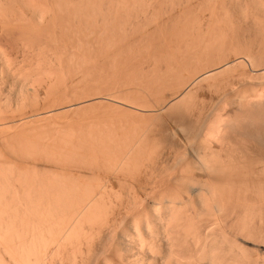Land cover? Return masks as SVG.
Here are the masks:
<instances>
[{
    "label": "bare ground",
    "instance_id": "obj_1",
    "mask_svg": "<svg viewBox=\"0 0 264 264\" xmlns=\"http://www.w3.org/2000/svg\"><path fill=\"white\" fill-rule=\"evenodd\" d=\"M146 36L149 38L150 36H159L158 41L161 44L159 48L162 50L155 48L158 47V42H156L157 44L154 42L155 47L154 43L151 45L149 40L152 41V39H145L143 42L142 38H146ZM161 37L165 38L161 41ZM166 37L169 39L166 40ZM132 39L133 41H131ZM134 39L138 40L134 41ZM172 42L173 47L171 46ZM164 46L167 49H164ZM124 48L144 53L141 57L139 51L138 54L135 52L136 57L137 55L139 58L141 57L142 62H140H144V64H139L140 66L132 65L134 70L139 67L137 71H132L131 66L132 69L127 68L128 74L132 75L131 83L128 80L127 82H124L125 80L115 82L117 79L120 80L117 78L120 72L119 77L123 76L122 79L126 75L117 70L123 66L121 65L123 61L125 64V60H122L123 56H120L122 63L118 62L117 66L116 56L120 53L117 54V51ZM138 57L136 59L134 56L136 60H139ZM204 59L207 61V67L205 65L206 68H202L203 72L200 73L202 70H198L199 74H197L193 69H198V67L201 69L202 63H205ZM177 60L179 63L182 62V65L187 63L189 66V61H191L192 67L195 62L198 67L191 68V73L193 75L196 73L197 76L195 75L196 78L190 79L189 82L183 79V82L188 84L180 94L176 95V102L174 101L175 103L171 106L178 110L176 117H173L178 123V128H176L177 125L175 126L176 132L181 134L182 140L176 135L178 132H174L173 136L170 134L171 132L168 133L170 130L167 133L171 136H165L166 133L162 131L160 135L164 134L163 137L170 139L171 137L180 139L181 142L184 140V143L192 145V147L197 145L194 149L190 147L193 150L192 157L188 156L191 153L187 154L186 152H183V154L186 153L185 157L178 155L179 159L177 157L176 161H179L177 164L174 163L175 168H173L176 171L172 168L169 171H175L174 174L170 173L172 175L170 177L173 179V182L169 179L171 184L176 181L179 183L177 185H183L185 190L183 191L180 187L181 194H178L180 193L178 191L176 193V189L175 193H172V187L171 193L168 194L169 189H166V193L163 189L165 184H162V190L166 194L160 193L159 174L157 175L158 179L156 178L157 182L152 181H155L160 189L152 184L151 189L145 190L144 188L149 186L147 185L142 189L143 193H139L142 187L136 186L137 183L134 184L135 187L132 185L134 180L131 182L132 184L128 181L133 172H136L137 175V171L138 173L141 171L140 167L144 171L145 168L153 165H149V162L153 161V157H149V153L152 155V151L159 150L162 145L158 143V140H156L157 143H151L149 136L151 133L146 132L148 131L146 126V129H138L135 126L136 129L127 130L128 133H126L124 132L125 128L123 131L121 128L118 130L117 124L116 128V125L111 128L113 125L109 126V123L106 122L103 126H109L110 128L106 127V130L110 131L103 134L104 137L101 134L102 128L99 129L100 126L92 127V121H89L91 123V126L89 124L88 127L89 130L88 128L82 129V127H80L81 129H75L76 127L71 129L70 126V128H66L65 125H58L54 122L50 125L47 123V127L43 126L45 130L40 127L39 130L42 129L39 134L38 127L35 128L37 130L33 129L34 133L31 132V134H35L37 131V135H33L34 138H29L31 140L27 139L28 141L20 139L17 141L15 138H11L13 136L7 135V140L3 137L7 148L15 145L17 149H20L21 145H29L28 150L31 151L29 154L32 153V156L36 154L38 158L45 156L44 160L50 162L49 164L52 161V166L50 169H46V172L42 169L44 173L40 170L37 171V166H35L36 171H29V173L23 167H21L24 170L22 171L21 165L19 166L18 163L20 170L16 169L18 167L15 165L12 166L13 163H10L12 160L9 157L8 159L11 161L8 160V164L3 162L4 157L0 155V264H264V187L262 182L257 185V182H254L255 179H259L255 176L264 178V157H261V152L256 153L257 156H254L256 159L250 158L255 160H253L255 162L253 166L246 165V163L244 165L243 162H247V159H244L247 155L243 158L242 153L241 155L237 153L243 158L237 159L236 150L233 149L236 157L233 152L231 153L230 145L235 138L232 139L230 145H225L229 134L241 133V131L247 134L245 129L253 131L252 138L259 145L264 141L262 140V137L264 139V112H261L264 107H260L264 104V0H0V87L6 86L7 82L11 81L15 89H18L16 93L20 99L15 96L17 101L21 100L22 102L25 97H27L26 100L30 99L28 94H31L32 101H30L34 102V107H42L46 114L55 113L57 110L65 108L62 106L67 104L64 103L68 101V97H73L71 91L72 95L66 99V80L73 81L78 78V81L91 82L94 87L98 85H95L96 83L93 85L92 82L96 81L99 84L97 80L106 78L107 83L103 80L106 86L105 84H103L104 86L99 85L103 88L106 87V95L140 93V89L145 91L142 87L149 88L146 91H151L152 94L150 89L153 86L150 84L156 80H149L158 76L156 74H159L157 72L159 62L161 63L160 68L162 63H166L164 64L165 71L168 70L166 72L168 73L172 70L171 65L175 62L178 63ZM100 61L104 62V65L100 66L102 63ZM126 67L127 65L121 69L127 70ZM188 67L185 70L187 69L190 73ZM175 68L172 70L173 73L179 70V75H181L182 70L176 68V70L178 69L176 71ZM162 75H165H160L164 79ZM174 75H178V73ZM166 76L168 75L166 74ZM112 78L115 80L111 81ZM108 79H111L109 83ZM160 81L156 83L160 84ZM240 81L244 82L243 88L241 84V86H237V82ZM184 83L181 86H184ZM86 84L84 85L86 86ZM157 84L155 85L157 86ZM197 84L198 86H196ZM149 85L150 87H148ZM204 86L209 92L214 94L221 92L220 95L223 96L219 99L221 101L218 104L216 102V105L213 104L211 108L203 104V99L197 100L198 93L196 91ZM81 87L77 91L80 90L78 92L81 95L83 93L86 95L85 92H82L85 89ZM83 88L85 87L83 86ZM162 88L164 89V87ZM88 89L90 88L88 87ZM95 89L98 90L96 87ZM95 89L92 90L95 91ZM179 90L181 89L179 88ZM11 91L14 92V90ZM75 91L73 90V92ZM90 91L89 94H91ZM101 91L100 93L103 94L104 89ZM222 91L226 92L222 94ZM70 93L68 92V94ZM96 94L93 96H98ZM139 95L141 97L142 94ZM74 96L77 97L78 94L74 93ZM0 101L5 102L2 98ZM1 102L0 123L6 122L9 125L12 120L16 119L17 115L14 112L16 107L13 109L10 108L12 106L7 107ZM1 104L9 108L6 113ZM22 104L24 105L22 102L17 107L23 108ZM33 105L31 103V106ZM71 107L73 108L72 105ZM255 107L258 109L256 112L253 111ZM29 108L31 111L32 108ZM10 109H13L15 115H10ZM195 110H198L197 116L192 115ZM41 111H36L39 117L42 115ZM7 112L10 114L8 115ZM18 113L20 114V112ZM102 113L101 115H103ZM33 115L36 114L27 116L33 118ZM107 118L109 119V117ZM116 120L118 122L120 119ZM121 120L123 122V116ZM135 122L137 123V121ZM149 124L151 125V123ZM130 125L132 126V123ZM130 125H127L126 129ZM244 125L251 129L245 128ZM90 127L95 129L91 130ZM103 129L105 130V127ZM148 129L150 130V128ZM107 133L109 135L106 136ZM9 137L11 139H8ZM159 137L158 139L162 143L164 139L167 141L165 137L162 138L163 140ZM166 141H164L165 144L163 143L165 149L166 144H170L169 140ZM211 142L218 144L214 147ZM7 143L10 146H7ZM177 143L180 142L177 141ZM186 144L183 145L186 146ZM149 145H156V147L159 145V147L152 150ZM148 148L152 153L146 152ZM12 149H7L8 153L12 151V155L19 151L16 152L15 148ZM21 150L19 155L25 151V149ZM117 150V154H114V151ZM173 150H175L174 147ZM257 150L259 152V149ZM164 151H162V155L165 153ZM145 152L148 154V160L144 159ZM25 154L29 155L26 151ZM258 154H260L259 157ZM12 155L11 157H13ZM19 155L16 156L19 158ZM157 155L158 152L154 157L159 156ZM23 156L24 153L22 158L26 156ZM27 157L25 159H30ZM112 157L115 161L112 160ZM5 158L7 157L5 156ZM41 158L43 159V157ZM108 158L111 159L108 161ZM69 161L76 165H83V168L87 166L85 169L91 167L93 172L91 169L89 172L93 174L94 170H103L104 168L113 171V173L119 172L117 174L124 172L120 174L124 176L127 173L129 174L128 178L125 176L127 183L123 181V183L121 182L123 185L121 183L117 185L120 180H126L122 176L121 179L118 178L119 180L117 177L115 178L117 179L115 185L114 181L111 182L115 186L113 188L112 185H109V180L112 179L107 180L109 182L108 185L105 183L107 186L104 184L105 177V181H103L92 175L87 181L88 174L86 179L82 178L84 181L86 180L85 182L80 181L81 179H77L76 176L73 177L74 175L72 178L67 177V174H63L58 169L57 164L60 165L61 162L68 164ZM77 162L79 163L77 164ZM159 163L161 164L159 167L165 171L164 167L166 166L163 167L162 163ZM248 163H250L249 160ZM144 164L146 167H143ZM80 170L79 172H81ZM164 171L159 172L166 175L167 172L165 174ZM98 172L97 174H99ZM195 172L200 173L201 175H198L201 177H196ZM151 174L153 175V172ZM136 175L131 178L133 179ZM164 175L162 174L161 178ZM232 175L234 179L242 175L241 178L255 175L253 181L255 185H251L253 189L250 185L249 189H245L243 186L246 184L245 179V181L241 179L244 183L237 182V184H242L235 187L233 182L231 184L229 181V179L232 181ZM253 176H250L252 178L249 177V180L253 179ZM91 178L94 179L92 180L93 184H91ZM164 181L162 182L164 183ZM124 185L130 190L129 192L126 189L123 190L126 188ZM109 186L111 188H108ZM117 186L120 192L116 190ZM121 186L124 187L123 191H121ZM136 187L139 190L135 189ZM177 189L179 190V187ZM247 190L252 193L246 195L245 191ZM182 191L185 193L182 194ZM234 192L236 193L234 194Z\"/></svg>",
    "mask_w": 264,
    "mask_h": 264
},
{
    "label": "rangeland",
    "instance_id": "obj_2",
    "mask_svg": "<svg viewBox=\"0 0 264 264\" xmlns=\"http://www.w3.org/2000/svg\"><path fill=\"white\" fill-rule=\"evenodd\" d=\"M159 36H157V37H151L150 36V38H149V36H146V38L145 37H143L142 39H144V40H142L141 38V40L143 41V42H145V39H147V40H149V39H152V41H150L149 40V42H151V45H152V43H156V42H158V47H155V43H154V47L157 49H160V51L162 50L161 48H159V46L161 45V44H159V38H158ZM154 38V39H153ZM165 38V37H164ZM163 38V39H164ZM139 39V41H141ZM156 39H157V41H156ZM162 39V37H161V41L163 40ZM167 39H169V38H167L166 37V40ZM119 40H121V39H119ZM138 39H134V41H137ZM147 40H146V42H147ZM118 41V40H117ZM131 41H133V39L131 40ZM138 41V42H139ZM141 41V42H142ZM170 41V40H169ZM168 41V42H169ZM148 42V43H149ZM173 42H174V39H173ZM173 42H172V44H171V46L172 45H174L173 44ZM163 46V45H162ZM169 46V45H168ZM170 46V47H171ZM169 47V48H170ZM173 47V46H172ZM176 47V46H175ZM174 47V48H175ZM134 48V47H133ZM152 48V47H151ZM150 48V49H151ZM164 49H167L166 48V46H164L163 47ZM173 48V49H174ZM140 49V48H139ZM124 50V51H123ZM127 50H128V54H127ZM127 50H125V48L124 49H122V50H120V51H117V54L118 55H116L117 56V66L119 65L118 64V62H120V64L122 63L121 62V59L122 60H125V64H124V61H123V64H121V65H123V66H121V68H125V66L127 65V67H126V69L127 68H133L135 65H139V64H144V62L143 63H141L142 62V60H141V57H143V55H144V53L143 54H141L142 53V51L140 52L139 50H136V48H135V50L136 51H134L133 52V49H131V48H127ZM154 50V49H153ZM140 53H139V52ZM124 52H125V54H124ZM132 52V53H131ZM135 52H137V54L139 53L140 55H142L140 58L138 57V55H137V57H138V59L139 60H136L137 59V57H136V53ZM131 53V54H130ZM133 53H134V55H133ZM121 54H123V55H121ZM127 55H129V56H127ZM131 55H133V57H131ZM139 55V56H140ZM119 56V57H118ZM122 58H121V57ZM127 56V57H126ZM134 56H135V58H134ZM178 56V55H177ZM124 57H125V59H124ZM130 58V59H129ZM133 60H132V59ZM179 58V57H178ZM177 58V59H178ZM135 59V60H134ZM128 60V63L126 64V61ZM132 61V62H129V61ZM205 60V63H202L203 65L201 66V65H199V66H201L200 68L201 69H199V67H198V65L196 66V64H195V62H194V66L193 67H198V69L196 70V69H193L197 74H199V72H198V70H202V68H206L207 67V61H206V59H204ZM141 61V62H140ZM178 61V60H177ZM100 62H102V61H100ZM99 62V63H100ZM140 62V63H139ZM188 62V61H187ZM190 62V66L189 65H187V63H184L183 65L181 64V63H179V61H178V63H176L175 62V64H176V66H174L173 64L171 65V69L173 70L175 67L176 68H179L180 69V74L181 75H184V76H181V75H179V70L177 71L176 70V68H175V70L177 71V72H175V73H173V71L171 70V71H169V72H172V73H166L167 71H165V65L164 64H166V63H162V67L160 68V62H159V65L157 66V68H159L160 69V71H159V69H158V71L157 72H159V74L157 73L156 75H158L157 77H155V78H151V79H153V80H149V81H154V79L156 80L155 82H153V83H151L150 85L151 86H153V88H151L150 90H152V94H151V91H149V92H147L148 91V89L149 88H146V87H142V88H144V90L145 91H143V90H141L140 88H141V86L139 87V89H140V93L142 94L141 95V97H140V93L139 92H137V93H128V94H130V95H128V94H125L124 93V95L122 94V95H119V93L117 94L116 93V95L114 94V95H106V87H104L103 88V84H105V82L107 83V81H105L106 80V78H103V80L105 81H103V80H97L98 81V83L99 84H97V82L96 81H94V82H92L93 83V85L95 84V85H98V86H92V84H91V82L89 83V81H86V83H85V81H83V80H79L78 81V78L76 79V80H73V81H70V80H66V99H67V97L69 96V95H72L73 94V97L71 96H69L70 97V99H69V97H68V101H66V100H64V101H66L64 104H69V105H63L62 107H64L65 106V108H61V109H59V110H61V111H59V110H57L55 113H44L45 111L42 109V107L41 108H39V106H36V107H34L35 106V104H34V102H31L32 101V98H31V94L29 95L28 94V98L30 97V99H27L26 100V98L27 97H25V99H23V100H26V101H28V102H26V101H23L22 100V102L24 103V105L22 104V106H23V108H25V109H23V108H18L17 107V105H19L20 106V104L22 103L21 102V100H18L17 101V99H20V97L18 96L17 97V93H16V90H18L17 88L15 89V86L14 85H12L13 83L11 82V81H8V82H10V83H8L7 82V84H6V86L4 85V87L2 88V87H0V92H1V96H0V99L2 98V100L3 101H5V102H1L2 104H6L7 105V107H10V106H12V107H10V108H15L16 107V109H15V111L14 112H16V115L18 116V118H17V116H16V119H14V120H12L11 122L10 121H7L8 123L10 122V124L8 125L6 122H1L0 124V139H1V143H0V148H1V150H0V155L2 156V157H4L3 159V162H5V163H7L8 162V157L12 160V162H10L11 160H9V162L10 163H13V165L12 166H14L15 165V167H18V168H16V169H18V170H20V168L21 167H23L24 168V170L26 171H34L35 170V166H37L36 167V170L37 171H42V173H44V170H45V172L47 171L46 169H50V167L52 166V161H51V164H49L50 162H46L45 160H44V158L46 159V157L45 156H39V158H38V155L36 156V154H35V156H32V153H30L29 154V152H31L30 150H28L29 149V145H21V147H19L18 145V147L20 148V149H17V147H15V145H12L11 146V148H7L6 146H5V144L4 143H6V141H3V140H5L4 138H6V140H7V137L8 136H13V137H11L12 139H16L17 141L20 139V140H25V141H28V140H31L32 139V137L34 138V136L33 135H37V131H35V130H39V128L40 127H42L43 128V126L44 127H47L48 125H46L47 123H49V125L50 124H52V123H54L55 122V124H58V125H60V124H62L63 126L65 125L66 126V128H70L71 127V129H73V128H75V129H81L80 127H82V129L84 128V129H86V128H88L89 127V124H90V126H91V121H92V127L93 126H96V128H97V126H100L99 127V129H101L102 130V135L104 134L105 135V133L109 130H106V127H107V125L106 126H103V124L105 125L106 124V122H108L107 124L110 126V125H113V126H111V128L112 127H114L116 124L118 125V130L121 128L122 129V131H123V129L125 130L124 132H126V133H128L127 132V130H129V131H131L132 129L134 130V129H136L137 127H138V129H146V127H147V129L146 130H148V131H146L148 134H150L149 136L151 137V143H154V142H158V143H160V144H162L160 147H159V145H157V147H156V145H149V148L151 147L152 148V150L156 147V149L159 147V150H161V151H159V150H153L152 152L154 153L155 152V154H153L151 151H150V149L148 148V150L146 151L147 153L148 152H151L152 153V155L149 153V157H153L152 159H153V161H150L149 162V165L150 164H153L154 165V167H153V165L151 166L153 169L155 168V169H157L156 171H155V169L152 171L151 169H149V168H151L148 164V168L146 169V172H147V174H146V172H144L145 171V169H144V171H143V169H142V167H140L141 169H139V170H141V171H139V173H138V171H137V175H136V172L133 174L132 173V175L131 176H134V175H136L133 179L131 178V176L129 177V179L131 180H129L128 179V181L130 182V184H132L131 182L133 181V186L135 187V185H136V183H137V185L136 186H139V188L140 187H142V188H140V192L139 193H143L144 191L142 190L144 187H146L147 185H149L148 186V188L146 187V188H144L145 190H149V189H151V187H153V185H154V187L156 186H158L157 187V189H160L159 187V185H161V189L159 190L160 191V193L161 192H163V193H165V191H166V193H167V190L166 189H169L168 190V194H170L171 192L172 193H175V189H176V193H177V191L178 192H180L181 191V188H182V190L184 191L185 190V188H184V186L183 185H177V184H179V183H177L176 181H174V183H172L171 184V182H173L172 180L173 179H171V177L170 176H172V175H170V173L171 172H173V174L175 173V169H173V168H175L174 166H175V164H177V162L179 161H176L177 159V157H178V159H179V156L178 155H181L180 157H185L184 155L187 153H191V154H188V156H190V157H192L193 155H192V148L194 149L197 145H194L195 147H192V145H187L186 143H184V140L182 141L183 142V144H186V146H187V148H186V146L185 145H183V144H181L180 145V143H182L181 141H179L180 139L182 140V138H181V134L178 132H176V128H178V123H176L177 121H175L176 120V118L174 119V117H176V113H177V111L178 110H176V109H174V108H171V106L173 105V103H175L176 102V100H175V97H176V95L177 94H180L181 92H182V90L184 89V87L188 84L187 82H183V79L185 80V81H190V79L191 80H193L194 79V77H195V75H196V73L193 75L191 72H192V69L191 68H193L192 67V65H191V61H189ZM193 62V61H192ZM106 63V62H105ZM133 63V64H132ZM101 65L100 66H102V65H104V62H102V63H100ZM131 64V65H130ZM135 64V65H134ZM157 64V63H156ZM125 65V66H124ZM132 65H134V66H132ZM206 65V67H204ZM210 65V63L208 62V66ZM131 66V67H130ZM140 66V65H139ZM189 66V67H188ZM188 67V70L190 71V73L187 71V69L185 70V68H187ZM120 67H119V69H117L118 71H122V74L124 73V74H126V75H124V79H122L121 77H123V76H120L119 77V75H120V73H119V75L117 76V78H119L120 80H115V79H113V80H111V79H108V83H109V80H111V81H114L115 80V82H120L121 80H122V82H123V80H125L124 82H127V80H128V82L130 81V83L132 82L131 80H132V75H130V74H128L129 72H128V69L127 70H122ZM123 68V69H124ZM131 68V69H132ZM136 68H137V66H136ZM139 68V67H138ZM138 68L137 69H135L134 70V68H133V70L132 71H137L138 70ZM191 69V70H190ZM162 70V71H161ZM164 70V71H163ZM170 70V69H169ZM129 71H130V69H129ZM194 71H193V73H194ZM162 72V73H161ZM164 72V73H163ZM185 72H188V73H185ZM203 72V70L200 72V73H202ZM168 75V76H166V74ZM178 73V75H174V74H177ZM185 73V74H184ZM161 74H164L165 76H163L164 77V79H162L161 78ZM189 76H187V75ZM193 77H191V76ZM128 76H129V79H128ZM180 77V79H178L179 77ZM197 76V75H196ZM184 77V78H183ZM116 78V77H115ZM172 78H174V79H172ZM187 78H189L188 80H187ZM196 78V77H195ZM102 79V78H101ZM134 79V78H133ZM148 79V78H147ZM150 79V78H149ZM176 79V81H174ZM182 79V81L180 82V80ZM135 81H136V79H134ZM161 80V81H160ZM75 81V82H74ZM83 81V82H82ZM100 81H102L101 83H100ZM147 81V80H146ZM157 81H160L159 83L161 84H157L158 82ZM165 81V82H164ZM71 82V83H70ZM80 84H79V83ZM157 82V83H156ZM168 82V83H167ZM172 82V83H171ZM176 82V83H175ZM241 82V81H240ZM237 82V86H239L240 84L242 85V88H243V83L244 82ZM12 83V84H11ZM67 83H68V86H67ZM75 83V84H74ZM81 83H82V85H81ZM86 84V86L84 85V84ZM157 84V86L160 88H158L155 84ZM167 83V84H166ZM170 83H171V85H170ZM178 83V84H177ZM184 83V86H181L182 84ZM89 84V85H88ZM91 84V85H90ZM164 84H166L165 86H164ZM174 84V85H173ZM69 85H70V88H69ZM72 85H74V86H72ZM77 85V86H76ZM99 85H103L102 87L101 86H99ZM150 85L148 86V87H150ZM177 85V86H176ZM240 85V86H241ZM82 86V87H81ZM83 86L85 87V88H83ZM105 86H106V84H105ZM155 86V87H154ZM176 86V87H175ZM196 86H198V84L196 85ZM200 86V85H199ZM5 87H6V89H5ZM13 87V88H12ZM73 88V90L75 91V92H73V90H72V88ZM82 88V89H85V90H83L82 91V89H81V91L82 92H85L86 93V95H84V93L81 95L80 94V92H78V91H80V90H78L77 91V89L78 88ZM88 87L90 88V89H88ZM95 87L96 88H98V90L97 89H95ZM101 87V88H100ZM128 87V86H127ZM129 87H131V86H129ZM162 87H164V89L162 88ZM166 87H168V88H166ZM2 88V89H1ZM12 88V89H11ZM100 88V89H99ZM179 88L181 89V90H179ZM198 88V87H197ZM70 91H69V90ZM92 89H95V91L94 90H92ZM104 89V91H103V94L102 93H100V91L101 90H103ZM162 89V90H161ZM169 89H170V91H169ZM177 89V90H176ZM7 90V91H6ZM11 90H14V92L13 91H11ZM91 90V91H90ZM147 90V91H146ZM154 90V91H153ZM156 90V91H155ZM206 90H207V88L204 86V87H202V88H200V89H197V100H201V99H203V104H206L207 106H208V108H211L212 107V105L213 104H215L216 105V102H217V104L221 101H219V99H221V97H223L222 95H220L221 94V92L220 93H216V94H214L213 92L211 93V92H209V90H207V92H206ZM9 91H11V92H9ZM72 91V94L70 93ZM89 91L91 92V94H89ZM94 93H93V92ZM99 91V92H98ZM143 91V92H142ZM159 91V92H158ZM168 91V92H167ZM204 93H203V92ZM10 94H9V93ZM13 92V93H12ZM68 92L70 93V94H68ZM88 92V93H87ZM102 92V91H101ZM146 92V93H145ZM157 92V93H156ZM224 91H222V94H224L223 93ZM15 93V94H14ZM74 93H75V95L76 94H78V96L80 97V96H82V97H75L74 96ZM96 93H99V94H96ZM145 95H144V94ZM14 94V95H13ZM87 94H89V95H87ZM93 94H96V95H98V96H93ZM102 96H101V95ZM105 94V95H104ZM134 94V95H133ZM136 94H138V95H136ZM148 94V95H147ZM167 94H168V96H167ZM174 94V95H173ZM210 94V95H209ZM219 94V96H217ZM7 95H8V97H7ZM84 95V96H83ZM132 95V96H131ZM144 95V96H143ZM212 95V96H211ZM13 96V97H12ZM17 97V99H16V97ZM91 96V97H90ZM104 96H106V97H104ZM113 96V97H112ZM130 96V97H129ZM148 96H150V97H152V98H148ZM170 96V97H169ZM199 96V97H198ZM202 96V97H201ZM208 96H210V97H208ZM6 98V100H5V98ZM77 99V101H75L76 99ZM119 97V98H118ZM134 97V98H133ZM204 97V98H203ZM12 98V99H11ZM73 98V99H72ZM82 98H83V101H82ZM86 98H87V100H86ZM98 98V99H97ZM144 98V99H143ZM174 98V99H173ZM201 98V99H200ZM216 98V99H215ZM72 99V100H71ZM79 99H81V100H79ZM89 99V100H88ZM97 101H96V100ZM107 99V100H106ZM135 99V100H134ZM151 99V100H150ZM155 99V100H154ZM158 99V100H157ZM162 99V100H161ZM168 99V100H167ZM205 99V100H204ZM31 100V101H30ZM74 100V101H73ZM93 100V101H92ZM101 100V101H100ZM139 100V101H138ZM212 100V101H211ZM217 100V101H216ZM85 101V102H84ZM99 101V102H98ZM103 101V102H102ZM109 101V102H108ZM113 101V102H112ZM145 101V102H144ZM172 101V102H171ZM175 101V102H174ZM214 101V102H213ZM21 102V103H20ZM80 102V103H79ZM82 102V103H81ZM89 102V103H88ZM122 102V103H121ZM153 102H155V103H153ZM20 103V104H19ZM28 103V104H27ZM31 103H32V105L33 106H31ZM71 103V104H70ZM84 103V104H83ZM140 103V104H139ZM149 103H150V105H149ZM153 103V104H152ZM162 103V104H161ZM2 104H1V106H2ZM16 104V105H15ZM74 104V105H73ZM75 104H77V105H75ZM82 104V105H81ZM110 106H109V105ZM159 104H161V107H159L160 105ZM10 105V106H9ZM28 107H27V106ZM71 105L73 106V108L71 107ZM78 105H80L79 107H78ZM205 105V106H206ZM210 105V106H209ZM67 106H68V108H67ZM77 106V107H76ZM102 106V107H101ZM151 106V107H150ZM165 106V107H164ZM206 106V107H207ZM6 106L4 105V106H2V108H4L5 109V113H6V110L7 109H9V108H5ZM29 107H31L32 109H31V111L29 110L30 108ZM35 109H34V108ZM37 107H38V110H37ZM71 107V108H70ZM97 107V108H96ZM112 108V109H110V108ZM118 107V109H116ZM155 107V108H154ZM260 107H264V104L262 105V106H260ZM260 107H259V110H261L260 109ZM1 108V109H2ZM17 108H18V110H17ZM26 108H27V110H26ZM157 108V109H156ZM160 108V109H159ZM161 108H163V109H161ZM258 108V107H257ZM3 109V110H4ZM13 109L11 110H9V112H11V114L9 113V112H7V114L9 115H12V114H14V112H13ZM100 109H101V112H103L102 114L104 115H101V112H100ZM115 111H114V110ZM122 109V110H121ZM130 109H133V110H130ZM144 111H143V110ZM2 110V111H3ZM22 110V111H21ZM24 110V111H23ZM40 111V110H42L41 112L42 113H40V114H42V115H40V117L38 116L39 114H37L38 112H36V111ZM83 110V111H82ZM116 110H118V111H116ZM125 110V111H124ZM136 110V111H135ZM155 110V111H154ZM34 113H33V112ZM59 111V112H58ZM92 111H93V113H92ZM104 111H106V112H104ZM133 111V112H132ZM134 111H135V113H134ZM253 111H258V109H256V107L254 108V110ZM264 112V109L263 110H261V112ZM13 112V113H12ZM18 112H20V114L18 113ZM22 112V113H21ZM80 112V113H79ZM86 112V113H85ZM97 112V113H96ZM114 112H117L118 114H114ZM131 112H132V114H131ZM136 112H138V113H136ZM141 112V113H140ZM143 112V113H142ZM262 112V113H263ZM75 113V114H74ZM108 113H110V114H108ZM112 113V114H111ZM123 113V115H121ZM126 113V114H125ZM127 113H129L128 115H127ZM141 115H140V114ZM146 115H145V114ZM21 114H23V115H21ZM26 114V115H25ZM30 114V115H29ZM32 114H36L33 118H31V117H28V116H31ZM44 114V115H43ZM45 114H46V116H45ZM80 114V115H79ZM84 115V117H83V115ZM96 114V115H95ZM97 114H98V117H97ZM108 114V115H107ZM124 114H125V116H127V117H125L124 116ZM197 114H198V110H195L194 112H192V115H194V116H197ZM15 115V114H14ZM21 115V116H20ZM28 115V116H27ZM72 115V116H71ZM86 115V116H85ZM99 115H101V116H99ZM105 115H106V117H105ZM116 115V116H115ZM119 115V116H118ZM142 117H140V116ZM150 115V116H149ZM24 116V117H23ZM91 116H93V117H91ZM103 116V117H102ZM120 116H121V118H122V116H123V122H122V120H121V118H120ZM132 116V117H131ZM137 118V120H135V118ZM152 116V117H151ZM174 116V117H173ZM27 117H28V119H27ZM55 117V118H54ZM77 117H80V118H77ZM90 117V118H89ZM107 118V117H109V119L107 118V119H105V118ZM74 118V119H73ZM76 118H77V120H76ZM86 120H85V119ZM103 118V119H102ZM114 118V119H113ZM141 118V119H140ZM152 118H154L153 120H152ZM263 118H264V113H263ZM19 119V120H18ZM22 119V120H21ZM58 119V120H57ZM88 119V120H87ZM91 119V120H90ZM116 119H120V120H118V122H120V123H118L117 122V120ZM125 119V120H124ZM127 119H129V120H127ZM131 119H133V120H131ZM140 119V120H139ZM151 119V120H150ZM69 120V121H68ZM107 120V121H106ZM113 120V121H112ZM143 120H145V121H143ZM149 120V121H148ZM14 121V122H13ZM16 121V122H15ZM22 121V122H21ZM68 121V122H67ZM82 121V122H81ZM90 121V122H89ZM103 121H104V123H103ZM110 121V122H109ZM114 121H115V123H114ZM135 121H137V123L135 122ZM141 121H143V122H145V123H141ZM175 121V123H173ZM18 122V123H17ZM43 122V123H42ZM51 122V123H50ZM65 122V123H64ZM71 122H72V124H71ZM95 122V123H94ZM98 122H100V123H98ZM112 122V123H111ZM130 122V123H129ZM134 122H135V124H134ZM138 122H140V123H138ZM165 122V123H164ZM5 123V124H4ZM12 123V124H11ZM79 123H80V125H79ZM84 123H87V124H84ZM98 123V124H97ZM132 123V126L130 125ZM149 123H151V125L149 124ZM161 123V124H160ZM163 123V124H162ZM169 123V124H168ZM3 124V125H2ZM42 124V125H41ZM81 124H82V126H81ZM140 124V125H139ZM143 124H145L144 125V127H143ZM147 124H149L148 126H147ZM7 125V126H6ZM61 125V126H62ZM76 125V126H75ZM79 125V126H78ZM86 125V126H85ZM117 125L115 126V128L117 127ZM127 125H130V126H128L127 127V129H126V126ZM137 125H139V126H137ZM161 125V126H160ZM163 125V126H162ZM174 125V126H173ZM177 125V127L175 128V126ZM70 126V127H69ZM84 126V127H83ZM102 126V127H101ZM108 126V127H109ZM136 126V128H134ZM142 126V127H141ZM146 126V127H145ZM171 126V127H170ZM245 126V125H244ZM19 127V128H18ZM36 127H38L37 129H35ZM92 127H90V128H92ZM105 127V130L103 129ZM107 127V128H108ZM130 127V128H129ZM132 127V128H131ZM151 127H152V129H151ZM154 127H156V128H154ZM166 127V128H165ZM168 127V128H167ZM247 126H245V128H246ZM7 128V129H6ZM41 128V129H42ZM110 128V127H109ZM115 128H113L114 130H116V131H118L117 129H115ZM129 128V129H128ZM148 128H150V130L148 129ZM158 128V129H157ZM170 128V129H169ZM175 128V129H174ZM244 128V129H245ZM15 131H14V130ZM30 129V131H28ZM33 129H35L34 131L36 132L35 134H31V132L33 131ZM40 129V130H41ZM44 130H45V128H43ZM93 129H95V128H92L91 130H93ZM155 129V130H154ZM174 129V130H173ZM247 129H251V128H249V127H247ZM40 130L38 131V134H39V132H40ZM88 130H89V128H88ZM152 130V131H151ZM164 130H165V132H164ZM168 130H170V131H168ZM172 130V131H171ZM3 131H5V132H3ZM86 132H87V130H85ZM110 131V130H109ZM121 131V132H122ZM156 131V132H155ZM161 131L163 132V133H166L165 134V136H169L170 134L171 135H173V134H175V133H177L176 135H178L179 137L178 138H180V139H176L175 137V139H173V137H171V139L170 138H167V137H165L166 139H167V141L169 140V143L170 144H166V149H165V142L164 141H166L165 139L163 140L162 138H164L163 137V135L161 136L160 134H161ZM167 131H168V133H170V134H168L167 133ZM245 131H246V133L247 134H245L243 131H241V133L240 132H235V133H231V134H229L228 135V137H227V139H226V142H225V145H230L231 144V141H232V139L233 138H235V140H233L232 141V145H230V149H232L231 150V153L234 151V150H236L235 151V153H236V155H237V153H238V155H241V153H242V157L244 158V156H246L244 159L246 160L247 159V162H245L244 160V162H243V164L244 163H246V165H252L253 166V164L255 163L254 161V159H256L254 156L256 155L257 156V154L256 153H260L261 152V157H264V141L263 142H261V143H263V144H258L255 140H253V138H252V135L251 134H253V131L252 130H246L245 129ZM8 132V133H7ZM12 132V133H11ZM24 132H29V133H24ZM89 132V131H88ZM104 132V133H103ZM113 132H115V131H113ZM152 132H154L153 134H152ZM157 132H159V133H157ZM175 132V133H174ZM6 133V134H5ZM13 133H15V134H13ZM32 133H34V132H32ZM250 133V135H248ZM11 134H13V135H11ZM22 134V135H21ZM24 134V135H23ZM155 134V135H154ZM156 134H158V135H156ZM180 134V135H179ZM239 134V135H238ZM241 134V135H240ZM4 135V136H3ZM8 135V136H7ZM15 135V136H14ZM20 135V136H19ZM29 135V136H28ZM101 135V136H102ZM103 135V136H104ZM107 135H109L108 133L106 134V136ZM170 135V136H171ZM175 135V136H176ZM238 135V136H237ZM246 135V136H245ZM19 136V137H18ZM23 136V137H22ZM26 136H27V138H26ZM90 136V135H89ZM102 136V137H103ZM152 136H155L154 138L152 137ZM161 137V140H163V143L160 141V139H158V137ZM174 136V135H173ZM235 136V137H234ZM237 136V137H236ZM4 137V138H3ZM21 137V138H20ZM87 137V136H86ZM85 137V138H86ZM105 137V136H104ZM156 137H157V139H156ZM159 137V138H160ZM245 137V138H244ZM10 137L8 138V139H11ZM18 138V139H17ZM26 138V139H25ZM29 138H31V139H29ZM88 138V137H87ZM239 140H238V139ZM243 138V139H242ZM247 138V139H246ZM251 138V139H250ZM28 139V140H27ZM90 139V138H89ZM88 139V140H89ZM94 139V138H93ZM93 139H91V140H93ZM242 139V140H241ZM155 140V141H154ZM156 140H158V141H156ZM175 142H174V141ZM238 140V141H237ZM248 140V141H247ZM262 140H264L263 139V137H262ZM153 141V142H152ZM166 141V142H167ZM173 141V142H172ZM177 141L178 142H180V143H177ZM236 141V142H235ZM8 143H9V141H7ZM242 142V143H241ZM8 143L6 144L7 146H10V145H8ZM173 143H174V145H173ZM258 145H257V144ZM177 144H179V145H177ZM211 144H214V145H212V146H214V147H216V144H218V143H213V142H211ZM241 144V145H240ZM251 144V145H250ZM3 147H2V146ZM220 145V144H219ZM235 145V146H234ZM247 145H249V146H247ZM13 146H14V148H15V150H14V148H13ZM154 146V147H153ZM164 146V147H163ZM169 146V147H168ZM171 146H173L174 147V149L175 150H173V147L171 148ZM5 147V148H4ZM23 147H25V148H23ZM148 147V146H147ZM177 147V148H176ZM184 147H185V149H184ZM189 147V148H188ZM190 147H192V148H190ZM217 147H218V145H217ZM233 147H236V148H233ZM8 150H10V149H12V150H14V151H20L22 148V150L21 151H24V149H25V151H26V153H28L29 155H27V154H25V151L23 152L24 153V156H25V158L27 157V158H32L31 160L30 159H25V158H22V154L23 153H21L20 155H21V157H20V155H19V151L17 152V154H15L14 153V151H13V153L15 154V156H14V154L12 155V151H9V152H11V153H8V151H7V149ZM162 148H164V150H162ZM169 148V149H168ZM180 150H179V149ZM243 148V149H242ZM3 149V150H2ZM182 149V150H181ZM191 149V150H190ZM234 149V150H233ZM257 149H259V152H258V150ZM170 150V151H169ZM178 150V151H177ZM185 150V151H184ZM187 150V151H186ZM190 150V151H189ZM241 150V151H240ZM249 150V151H248ZM263 150V151H262ZM7 153H6V152ZM162 151H164L165 153H163V155H162ZM174 151V152H173ZM182 151V152H181ZM2 152H4V153H2ZM112 152V151H111ZM110 152V155H112V153ZM116 152H118V150L117 151H114V154L116 153ZM145 152V156H144V159H147L148 160V158L149 157H147L148 156V154ZM156 152H158V157H154L155 155H156ZM160 152V153H159ZM169 152V153H168ZM173 152V153H172ZM180 152V153H179ZM183 152H186V153H184L183 154ZM250 154H249V153ZM169 154V156H167L168 154ZM235 153L233 152V155H235ZM117 154V153H116ZM165 154H166V159H165ZM171 154V155H170ZM173 154H177V155H174L175 156V159H174V156H173ZM183 154V155H182ZM244 154V155H243ZM11 155L13 156V157H11ZM16 155H19V158L16 156ZM162 155V156H161ZM236 155H235V157H236ZM237 155V159L240 157L241 159H243L241 156H238ZM259 155L260 154H258V157H259ZM0 156V157H1ZM5 156L7 157V158H5ZM23 156V157H24ZM30 156H32V157H30ZM161 156V157H160ZM36 157V158H35ZM41 157H43V159L41 158ZM147 157V158H146ZM14 158H16V159H14ZM22 158V159H21ZM250 158H254V159H250ZM1 159V158H0ZM7 159V160H6ZM17 159H18V161H17ZM20 159V160H19ZM42 161H41V160ZM111 159V158H110ZM109 158H108V161L110 160ZM156 161H155V160ZM158 159V160H157ZM165 159V160H164ZM168 159V160H167ZM181 159V158H180ZM27 160V161H26ZM40 160V161H39ZM112 160L113 161H115L114 159H113V157H112ZM149 160H151V159H149ZM163 160H164V162H163ZM248 160H249V162L250 163H248ZM251 160V161H250ZM254 160V161H253ZM1 161V160H0ZM31 161V162H30ZM33 161V162H32ZM47 161H48V159H47ZM50 161V160H49ZM145 161V160H144ZM155 161V162H154ZM167 161V162H166ZM171 161H173V162H171ZM242 161V160H241ZM257 162H258V160H256ZM21 162V163H20ZM71 161H69V163L68 164H66V162H61V164L59 165V164H57V166H58V169L63 173V174H67L66 176L68 177V176H70L71 178H72V176L73 177H75L76 176V178L78 179L79 178V180L80 181H82L83 179L82 178H84V179H86L85 177L87 176V181L88 180H90L89 178L93 175V177L95 176V177H98L97 179H101V180H103V181H107L108 179H112V180H109V182H110V184L109 185H112L111 187L113 188V187H115V186H113V184L115 185L117 182H115L118 178L119 179H121V176L122 177H124L123 179H126V180H120V182L119 183H117V185L119 184L120 185V183L122 182L123 183V181H127V178H128V175L129 174H125V176H127V178H125V176L124 175H120V174H123L124 172H121L120 174H117V173H119V172H115V173H113V171L111 172V170H106L105 168L102 170H94L95 171V173L93 174L92 172H93V170L91 169V167L89 168V169H91V171L92 172H89L90 170L89 169H85V167H87V166H84V168H83V165L81 166V165H79L78 163L79 162H77V164L80 166H78V165H76V164H73L72 162L70 163ZM154 162V163H153ZM159 162H163L162 163V166L164 167V166H166V167H164L165 168V171H164V169L162 168V167H159V165L161 166V164L159 163ZM171 162V163H170ZM176 162V163H175ZM253 162V163H252ZM17 163L19 164V166H20V168H19V166L17 165ZM32 163V164H31ZM146 163H148V161H146ZM173 163V164H172ZM175 163V164H174ZM252 163V164H251ZM8 164V163H7ZM47 164H49V165H47ZM64 164V165H63ZM73 164V165H72ZM17 165V166H16ZM32 165H33V168H32ZM145 165V166H144ZM143 165V167H146V164H144ZM171 165H172V167H171ZM245 165V164H244ZM30 166V167H29ZM69 166V167H68ZM72 166V167H71ZM76 166V167H75ZM167 166H168V168H167ZM26 167V168H25ZM62 167V168H61ZM65 167H67V168H65ZM71 167V168H70ZM78 167V168H77ZM81 167H82V169H81ZM106 167V166H105ZM23 168H21V170L22 171H24L23 170ZM39 168V169H38ZM107 168H108V166H107ZM166 168L168 169V171L166 170ZM170 168H172L173 170H175V171H171V172H169L170 170H172V169H170ZM29 169V170H28ZM32 169V170H31ZM42 169H44V170H42ZM68 169V170H67ZM81 169V170H80ZM161 169V170H160ZM35 170V171H36ZM65 170V171H64ZM74 170H75V172H74ZM79 170L81 171V172H79ZM152 173L153 172V175L149 172V171ZM99 171V172H98ZM100 171H102V172H100ZM159 171H164L165 172V174H166V172H167V174L166 175H164V173H162L163 175H164V177L166 178H164L163 176H162V178H161V172H159ZM65 172H69V173H65ZM72 172V173H71ZM97 172L100 174H97ZM107 172H109V173H107ZM142 172V173H141ZM149 172V173H148ZM155 172H157L156 174H154ZM168 172H169V174H168ZM30 173V172H29ZM38 173H40V172H38ZM82 173V174H81ZM86 173V174H85ZM103 173V174H102ZM112 173V174H111ZM69 174V175H68ZM72 174V175H71ZM107 174H108V176H107ZM115 174V175H114ZM149 174H151V175H149ZM159 174V175H158ZM161 174V175H160ZM198 174H200V173H196L195 172V176L197 177V176H199V178L201 177L200 175H198ZM78 175V176H77ZM83 175H85V176H83ZM98 175V176H97ZM109 175H111L112 176V178H111V176H109ZM118 175V176H117ZM146 175V176H145ZM157 175L158 176H160V178H161V181H160V178H159V185H156L155 183L157 182L156 181V178H157ZM169 177H168V176ZM81 176V177H80ZM103 176V178H101ZM140 176V177H139ZM143 176V177H142ZM149 176V177H148ZM152 176V177H151ZM155 176V177H154ZM177 176H180V175H177ZM181 176H183V175H181ZM233 176V175H232ZM250 176H253V175H250ZM249 175L246 177V176H244V178H241V177H243V175L240 177V176H238V177H235L236 179H234V176H233V178H232V181L229 179V181H230V183L232 184V182H233V184L235 185V187H237L236 185H240V184H242V183H244V181H245V183L246 184H244L243 186H245V189H249V185H250V187L252 188L253 186H251L252 184H253V181H254V179H255V177L258 179V180H256L255 179V183H256V185L258 184V183H261L262 182V186L264 187V178H262V177H257V176H253V179H250L249 180V177H250ZM100 177V178H99ZM104 177H105V180H104ZM108 177V178H107ZM117 177V179H115ZM147 177V178H146ZM151 177V178H150ZM239 177H240V180H239ZM107 178V179H106ZM164 178V179H163ZM247 178V179H246ZM250 178H252V177H250ZM115 179V180H114ZM118 179V180H119ZM138 179V180H137ZM145 181H144V180ZM147 179H148V181H147ZM158 179V178H157ZM169 179H171V182H170V180ZM241 179H245L244 181L242 180L241 181ZM92 180H94L93 178H91V184H93V181ZM151 180V181H150ZM152 180H155L154 182L152 181ZM163 180H165L164 181V183L162 182ZM259 180H262V181H260L259 182ZM84 181V180H83ZM86 181V180H85ZM84 181V182H85ZM102 181V182H103ZM104 182V184L106 183L107 185H108V181L107 182ZM112 181H114V183L112 184L111 182ZM137 181V182H136ZM239 181H241L242 183H238L237 184V182H239ZM124 182V183H125ZM149 182V183H148ZM162 182V183H161ZM251 182V183H250ZM86 183H88V182H86ZM90 183V182H89ZM94 183H95V181H94ZM121 183V185H123ZM127 183V182H126ZM139 183H142V184H139ZM250 183V184H249ZM105 184V185H106ZM135 184V185H134ZM145 184V185H144ZM153 184V185H152ZM158 184V183H157ZM162 184H165V185H163V187H165V188H163L162 187ZM175 184V185H174ZM230 184V185H231ZM106 185V186H107ZM167 185H169L168 187H170V188H168L167 187ZM171 185V186H170ZM247 185V186H246ZM253 185H255V184H253ZM125 187H126V185H124ZM179 187V190L177 189V188H175V187ZM232 186V185H231ZM110 186L108 187V188H111ZM167 187V188H166ZM173 187V188H172ZM181 187V188H180ZM240 187V186H239ZM248 187V188H247ZM119 188H120V186H119ZM124 188V187H123ZM122 188V186H121V191H123V190H125L126 189V191L128 190L127 189V187L126 188H124L123 189ZM162 188L165 190V191H163L162 190ZM173 190H172V189ZM241 188V187H240ZM244 187H242V189H243ZM250 188V189H251ZM123 189V190H122ZM135 189H138L137 187L135 188ZM170 189H171V192H170ZM253 189V188H252ZM116 190H118V192H120V190L118 189V186L116 187ZM139 190V189H138ZM142 190V191H141ZM162 190V191H161ZM244 190V189H243ZM130 190H128V192H129ZM159 191H158V193H159ZM174 191V192H173ZM182 191V194H184L185 192H183ZM250 191V190H249ZM251 191H253V190H251ZM114 192H115V188H114ZM117 192V191H116ZM125 192V191H124ZM124 192H121V193H124ZM150 192H152V191H150ZM247 194L246 195H249V193L251 194L252 192H248V190L247 191H245ZM127 193V192H126ZM155 193H157V191H155ZM165 193V194H166ZM236 192H234V194H235ZM125 194V193H124ZM178 194H181V192L180 193H178ZM239 194H240V192H239ZM186 195V194H185ZM241 195H243L242 193H241Z\"/></svg>",
    "mask_w": 264,
    "mask_h": 264
}]
</instances>
